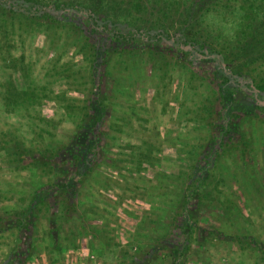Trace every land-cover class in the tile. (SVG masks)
<instances>
[{"label": "rangeland", "instance_id": "rangeland-1", "mask_svg": "<svg viewBox=\"0 0 264 264\" xmlns=\"http://www.w3.org/2000/svg\"><path fill=\"white\" fill-rule=\"evenodd\" d=\"M130 1L0 0V264H264V65L231 87L192 39L236 33Z\"/></svg>", "mask_w": 264, "mask_h": 264}, {"label": "trees", "instance_id": "trees-1", "mask_svg": "<svg viewBox=\"0 0 264 264\" xmlns=\"http://www.w3.org/2000/svg\"><path fill=\"white\" fill-rule=\"evenodd\" d=\"M218 0H199V2H202V5H205L203 7H200L197 4V0L193 1L191 3L190 9L194 10V8H200V16H202V14L208 10L210 8L211 4H216ZM138 2H135V0L130 1L129 4H131V6L133 8L139 6L137 4ZM227 3H229V1L227 0ZM171 3H168V6ZM36 4H30L28 7L21 9L20 7L17 8L18 11H20L23 16L25 18H29L30 22L35 23L36 25L43 26V25H47L48 23H46L43 20V16H41L40 14H38V12L40 11L39 7L35 6ZM33 7H36L37 9H32ZM59 7V6H58ZM240 16H239V28L236 31L237 37H234V41H232V43L234 42V44L231 46V53L228 49L229 45H230V41H227L225 44L220 45L218 48H208V42L206 39H204V36H199V38H193L192 42H196L199 43V46H202L203 48L206 46L207 48L203 51L204 54H212L214 57L215 62L217 63V73L224 76L227 81H228V85H230L231 87H235L237 85H242L244 82L239 79L238 77H236L234 75V73L231 71H228V68H224V64H230V61H234L235 59H238L240 57H243L245 59L244 63L246 64H252V63H258L263 64L264 65V0H243V2L240 4ZM1 11V10H0ZM10 12L11 15L16 14L15 10H10L8 11ZM7 12V14H8ZM34 12H36L34 14ZM4 14V11L0 12V28L2 27V25H5L3 22V18L2 15ZM35 15V16H34ZM198 15V14H197ZM136 29V28H135ZM261 31V35L260 30ZM211 33L212 31L209 30ZM140 32L139 29L136 30H128V34H122V33H117V36L125 38L127 40H131V37L134 33ZM162 32H157L156 35H159ZM218 36H216L217 38ZM218 41V40H217ZM185 42V40H184ZM192 42L190 43L189 41H187V44L190 47H193L195 45H192ZM260 44V46H259ZM195 50H197V47L194 48ZM227 51V53H226ZM231 57L232 60L229 61V57ZM226 57L228 58L229 62H226ZM259 67V66H258ZM257 68V67H256ZM255 68V69H256ZM263 82V83H262ZM262 82H255L253 80V84L252 81L250 82H246L245 86L249 87L250 89H259V90H264V79L262 80ZM220 90H224V88H221ZM94 97V95H93ZM85 110L89 109L88 107L84 106ZM101 113L96 115V121L100 122L105 115V110H103V108L100 111ZM93 113V111H92ZM95 113V112H94ZM203 179H199V180H204ZM187 201V200H186ZM73 204V200L72 198L66 203V205H64L63 209L67 211V208L71 209ZM182 209H181V213H188L190 215L189 212V208L187 206V204H182L181 205ZM33 208V203H29L28 206L26 207V212H29L31 209ZM68 209V210H69Z\"/></svg>", "mask_w": 264, "mask_h": 264}, {"label": "clouds", "instance_id": "clouds-1", "mask_svg": "<svg viewBox=\"0 0 264 264\" xmlns=\"http://www.w3.org/2000/svg\"><path fill=\"white\" fill-rule=\"evenodd\" d=\"M238 10L228 13L219 6H212L201 16V24L205 28L221 33L226 38H233L239 28Z\"/></svg>", "mask_w": 264, "mask_h": 264}, {"label": "crops", "instance_id": "crops-1", "mask_svg": "<svg viewBox=\"0 0 264 264\" xmlns=\"http://www.w3.org/2000/svg\"><path fill=\"white\" fill-rule=\"evenodd\" d=\"M4 263V262H3ZM57 264H61V263H57Z\"/></svg>", "mask_w": 264, "mask_h": 264}]
</instances>
